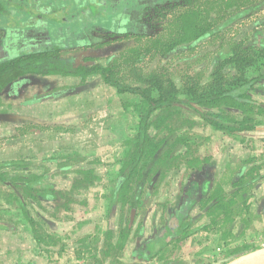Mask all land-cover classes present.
<instances>
[{"label": "rangeland", "instance_id": "obj_1", "mask_svg": "<svg viewBox=\"0 0 264 264\" xmlns=\"http://www.w3.org/2000/svg\"><path fill=\"white\" fill-rule=\"evenodd\" d=\"M65 2L68 7L81 5L80 0ZM86 2L92 0L81 3ZM96 5L102 6L97 2ZM96 5L85 8L98 15L100 8ZM193 8L197 13L188 15ZM150 10L147 33L96 29L95 35L103 39L87 50L91 57L88 63L100 65L116 60L114 75L118 83L154 96L187 97L189 91L207 95L264 72L260 58L264 53V0H182L165 2ZM99 19L100 24L103 18ZM193 19L208 29L200 32L198 39L186 30ZM51 23L46 28L51 32L59 30L56 25L51 29ZM82 51L73 48L62 50L61 54L75 57ZM91 72L84 77L27 75L0 94V163L26 162L23 166L5 167V171L29 177L43 174L54 190L67 194L60 201L61 206L53 200H43L41 204L27 200L29 213L41 231L51 237L45 245H39L31 235L25 211L0 197V264H226L264 247V216L257 211V198L264 193L261 184L264 179L255 185L264 170H259V175L253 172L256 175L250 179L253 186L240 194L255 197L247 223L236 218L221 229L210 224L211 215L204 213L208 209L203 207L204 199L220 183L227 182L224 186L231 193L232 182L241 176L240 168L226 170L213 164L201 176L193 172L182 178L184 170L171 172L143 207L127 210L110 206L113 185L120 179V159L135 136L134 108L144 100L130 91L119 92L100 72ZM48 83L53 87L49 88ZM78 83L79 88L75 89ZM257 87L251 96L261 104L264 88ZM187 114L202 121L193 112ZM262 130L258 138L264 140ZM253 131L245 132L241 141L204 123L193 129L201 141L208 138L200 149H250L255 140ZM77 149L91 152L87 155L69 152ZM62 157L65 159L54 160ZM234 157L227 156L231 160ZM85 166L93 167L97 178L88 189H75L76 198H72L70 191L77 171ZM189 185L193 189H187ZM208 189L209 193H204ZM186 193L191 201L187 219L194 221L190 230L198 231L188 237L180 236V240L150 258L145 241L156 237L182 210ZM125 226L132 229L125 248L116 256L105 257L101 244L104 233ZM234 249L238 253H229Z\"/></svg>", "mask_w": 264, "mask_h": 264}, {"label": "trees", "instance_id": "obj_2", "mask_svg": "<svg viewBox=\"0 0 264 264\" xmlns=\"http://www.w3.org/2000/svg\"><path fill=\"white\" fill-rule=\"evenodd\" d=\"M73 1L76 3V0ZM177 1L182 0H98L96 2L101 3L102 6H97L96 2L91 3L96 5L97 9L100 8L98 15L82 11V16L76 14L75 5L68 7L69 5H66L65 0H44V6L47 5L48 10L51 11L47 14L49 19L58 17L66 23H68V19L76 20L79 25L84 22L88 27L86 30H82L83 34L78 39V46L93 47L103 39L101 36L94 35L96 29L99 31L109 30L115 33L121 31L125 33L130 31L138 34L147 33L151 21L150 9H155L165 2ZM5 2L6 0H0V11L5 6ZM81 2L82 0H80L81 5L77 6L85 8V3ZM190 12H187L190 13L188 15H194L197 10L193 8ZM58 13L60 16H57ZM98 16L103 18L100 25H97L100 20ZM181 20L185 22V19L182 18ZM182 26L186 27L187 24ZM186 30L192 36H196L197 39L200 38V32L208 31L207 28L199 26L196 19L189 22ZM71 37L74 38L73 34ZM60 43L47 47L42 54L31 55L16 63L11 61L0 63V94L10 82L19 80L26 75L58 74L84 77L91 74V71L95 73L96 70L100 72L99 74L107 83L116 86L119 92L130 91L143 97V104L134 108V115H136L135 136L133 140L129 141V146L121 159V168L118 171L120 179L114 183L109 198L111 207L118 205L127 210L143 207L146 199L154 193L159 184L171 172L176 174L184 170L182 178H185V173L186 175L193 173L210 163L211 156L199 153L200 148L207 143L208 138L202 139L203 141L200 140L201 137L193 132L196 125L207 124L232 138H237L243 132L253 131L264 125V103L257 104L251 96V92L256 90L257 86L259 89L264 88V72L232 87L207 95H197L193 91H189L187 97L164 94L154 96L141 89L125 88L118 83L114 75L116 73L115 68H117L116 60L100 65L97 63L89 64L90 56H80L74 60L72 56L65 57L61 54L62 50L72 48L68 45V41ZM262 54L263 56L260 58H262V65H264V53ZM187 112L195 113L202 121L193 119ZM58 159L65 158H55L54 160L58 161ZM23 165H26V162L0 163V197L7 198L12 205L20 206L25 211L35 241L39 245H45L48 244V238L51 237L41 231V226L29 213L27 200L33 199L39 204L43 200H53L58 206H61L60 201L67 197V194L61 190H54L52 184L43 174L29 177L19 174L11 175L5 171V167ZM259 168V166L253 165L248 170L243 171V174L232 182L234 188H232L231 193L226 190L224 184L227 182H225L218 184L212 193L207 195L203 201V207L204 209L208 208L204 213L211 215L210 224H217L221 229L236 218H240L243 223L249 221L251 214L249 199L251 197L249 194L240 197V194L246 189L250 190L253 186L252 183L254 182L250 179L260 174L258 173ZM253 172H256V175ZM77 173L73 191H70V195H73L72 198H76L75 189H88L97 178L93 167H82ZM262 177L264 175L259 176L258 179ZM189 193L182 210L166 223L165 228L156 237L145 241L146 254L150 258L157 256L173 241L180 240V236L188 237L198 231L196 228L190 230L194 221L191 218L187 219V213L191 208ZM61 197L62 199H60ZM80 202H84V200ZM131 231L129 226L119 230H107L101 238L105 257H112L121 253L128 242ZM251 249L250 247L247 251ZM229 253L236 254L238 249Z\"/></svg>", "mask_w": 264, "mask_h": 264}, {"label": "flooded vegetation", "instance_id": "obj_3", "mask_svg": "<svg viewBox=\"0 0 264 264\" xmlns=\"http://www.w3.org/2000/svg\"><path fill=\"white\" fill-rule=\"evenodd\" d=\"M91 3H93V0ZM91 3L87 4L86 2L85 6ZM75 8L76 14L79 16H82V11L90 13L88 8H81L76 5ZM48 9L47 5L44 6V0H6L5 6L0 11V63L8 61L16 63L22 59H27L31 55L44 53L47 47L53 46L55 43L66 41L72 47L67 46L70 49L83 47V51L79 53L80 55L77 54L73 57L74 60H77L80 56H90V51L87 50H90L92 47L78 46V39L83 34L82 30H86L88 26L84 22L82 25H79L76 20L68 19L69 21L67 20L68 23H66L61 18L49 19L47 14L51 11ZM50 23L51 28L53 25H56V29H59L56 30L55 36L46 28V25L50 26ZM63 30L67 32L65 35L62 33ZM69 30L73 31L74 38L71 37L72 34H70ZM47 31L48 34L45 33ZM60 44L62 45V43ZM22 79L10 82L6 87L15 86ZM187 189L191 190L193 186L189 185ZM263 201L264 198L259 200V210L262 208ZM262 216H264V209Z\"/></svg>", "mask_w": 264, "mask_h": 264}, {"label": "crops", "instance_id": "obj_4", "mask_svg": "<svg viewBox=\"0 0 264 264\" xmlns=\"http://www.w3.org/2000/svg\"><path fill=\"white\" fill-rule=\"evenodd\" d=\"M46 77L50 78V76H46ZM50 84L51 83H48L47 86L49 88H52L53 85H50ZM76 88H79V83L77 86H75V89ZM262 129H264V127H259L257 130L253 131L254 135H252V137L255 138V140H252L253 145L250 147V149H200L199 153L201 155L211 156V161L207 165L202 166L201 169L194 171L193 174H196V175L199 174L201 176V175L208 173L209 170H211L210 166L212 164L215 166H224L223 168L226 170L229 168H232V169H234V171H237L238 168H240L241 171H246L249 169V167H251L253 165L259 166L260 171L264 170V140H262L261 138H258V136H260L259 134H261V132L263 131ZM243 134H245V132L241 133V135H239L237 138H234V139L243 141L244 140ZM259 139H261V142ZM253 141H254V143H253ZM60 149H63V147H61ZM125 151H126V149L123 151V154ZM69 152L87 155V154H90L91 150L84 151V149H82V150L77 149V151L73 150V151H69ZM233 155L236 156L233 158V160L227 158V156H233ZM121 159H122V157H121ZM121 159H120V165H119L120 167L119 166H118L119 168L117 167L118 171L121 168ZM247 165H248V167H247ZM241 171L239 172L240 175H242ZM262 179H264V177H262L260 179V181L258 182V185L260 184ZM261 184H264V182ZM204 193H206V194L209 193V189L206 192L204 191ZM186 195H188V193H186ZM263 198H264V193H263L262 197H259L257 199L259 201L260 199H263ZM249 202L251 204V210H254L255 197H254V199L253 198L250 199ZM263 206H264V204H263ZM263 209L264 208H262L260 210L257 209V211H259V213L261 214L263 212ZM31 235H32V233H31Z\"/></svg>", "mask_w": 264, "mask_h": 264}, {"label": "water", "instance_id": "obj_5", "mask_svg": "<svg viewBox=\"0 0 264 264\" xmlns=\"http://www.w3.org/2000/svg\"><path fill=\"white\" fill-rule=\"evenodd\" d=\"M52 29V28H51ZM50 33H52L55 36V32H51L52 30H49ZM70 33H72L71 30H69ZM63 30L62 33L65 35L67 32ZM48 34V31L45 32ZM69 33V32H68ZM63 37V36H61ZM48 39V38H46ZM47 41V40H46ZM226 264H264V247L249 251L247 253H244L238 257L233 258L232 260L228 261Z\"/></svg>", "mask_w": 264, "mask_h": 264}]
</instances>
